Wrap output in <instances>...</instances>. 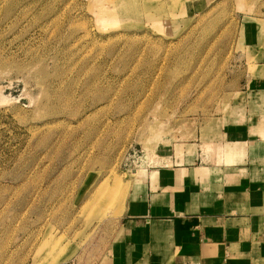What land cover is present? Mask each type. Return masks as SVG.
<instances>
[{"label": "rangeland", "instance_id": "374dc122", "mask_svg": "<svg viewBox=\"0 0 264 264\" xmlns=\"http://www.w3.org/2000/svg\"><path fill=\"white\" fill-rule=\"evenodd\" d=\"M243 23L264 0H0V264L93 263L148 151L264 75Z\"/></svg>", "mask_w": 264, "mask_h": 264}, {"label": "crops", "instance_id": "0c3cea01", "mask_svg": "<svg viewBox=\"0 0 264 264\" xmlns=\"http://www.w3.org/2000/svg\"><path fill=\"white\" fill-rule=\"evenodd\" d=\"M242 26L261 41V24ZM237 92L188 141L148 151L91 264H264V75Z\"/></svg>", "mask_w": 264, "mask_h": 264}, {"label": "bare ground", "instance_id": "6f19581e", "mask_svg": "<svg viewBox=\"0 0 264 264\" xmlns=\"http://www.w3.org/2000/svg\"><path fill=\"white\" fill-rule=\"evenodd\" d=\"M141 157H142V155L138 156V160L136 161L137 166H140V164H141V160H142Z\"/></svg>", "mask_w": 264, "mask_h": 264}]
</instances>
